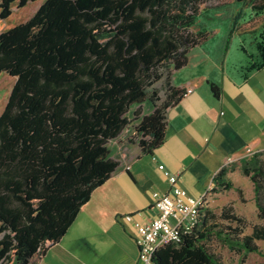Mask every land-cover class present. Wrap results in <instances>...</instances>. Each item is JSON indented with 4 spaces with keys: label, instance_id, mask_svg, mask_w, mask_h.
I'll use <instances>...</instances> for the list:
<instances>
[{
    "label": "trees",
    "instance_id": "1",
    "mask_svg": "<svg viewBox=\"0 0 264 264\" xmlns=\"http://www.w3.org/2000/svg\"><path fill=\"white\" fill-rule=\"evenodd\" d=\"M30 1L42 2L31 18L0 30V74L16 77L0 116V264H34L66 234L119 168L112 142L131 120L143 152L165 142L167 109L186 94L171 84L172 73L213 34L198 26L195 0H0V18ZM238 1L235 18L248 7L255 15L247 23L262 16L264 26V0ZM240 28L247 25L236 22L231 33ZM257 48L263 67L264 36ZM141 106L148 112L139 114ZM263 155L243 159L242 170L264 219ZM228 171L214 181L229 189ZM203 211L200 227L161 247L155 264H223L207 244L214 234L234 251L264 255L263 224L245 233L246 219L229 205L221 217L237 225L216 230V213Z\"/></svg>",
    "mask_w": 264,
    "mask_h": 264
},
{
    "label": "crops",
    "instance_id": "2",
    "mask_svg": "<svg viewBox=\"0 0 264 264\" xmlns=\"http://www.w3.org/2000/svg\"><path fill=\"white\" fill-rule=\"evenodd\" d=\"M258 40L247 47L228 44L227 33L216 34L192 48L187 65L171 76V84L186 94L167 109L165 142L145 153L138 137L114 140L119 168L34 264H140L135 230L122 216L157 213L154 191L171 190L166 170L180 175L179 184L197 197L216 184V174L231 157L238 161L264 151V66L259 67Z\"/></svg>",
    "mask_w": 264,
    "mask_h": 264
},
{
    "label": "rangeland",
    "instance_id": "3",
    "mask_svg": "<svg viewBox=\"0 0 264 264\" xmlns=\"http://www.w3.org/2000/svg\"><path fill=\"white\" fill-rule=\"evenodd\" d=\"M41 3V1H30L24 7H19L17 3L14 4L11 16L6 19L0 18V30H8L19 23L27 21L35 14ZM195 6L200 11L198 26L206 30H213L210 38L216 34L227 33L228 44H245L249 47L253 44L252 41L255 44L256 39L264 36L262 16H256L250 23H247L255 15L248 7L244 9V12L238 18H235L242 7L241 2L238 0H195ZM236 22L247 25V30L244 31L240 28L235 33H231L232 27ZM229 25L230 27L226 30L225 28ZM194 29L197 30L198 27ZM247 60L250 61L251 58L247 57ZM15 83L16 77L11 76L7 72L0 74V116L5 110ZM157 86L160 88L162 99L165 98L164 80L159 82ZM147 111L148 109L145 106L139 107V114ZM136 123L137 121L131 120L121 134L128 141L135 137L140 138L136 132ZM262 160L264 162V155ZM227 167L229 169L227 178L233 182L234 186L228 189L225 186L214 184L206 207L216 213V223L218 225L216 230H222L227 229L228 225H237L236 222L228 221L221 217L224 207L233 206L235 212L246 219L245 233L251 234L255 224L264 225V219L259 216V209L256 204L254 182L249 176L244 174L242 160L233 161ZM257 243L264 252V240H257ZM207 244L210 251L217 255L223 264H264V255L261 253L251 252L245 255L244 252L234 251L217 234L212 235L207 240Z\"/></svg>",
    "mask_w": 264,
    "mask_h": 264
},
{
    "label": "built area",
    "instance_id": "4",
    "mask_svg": "<svg viewBox=\"0 0 264 264\" xmlns=\"http://www.w3.org/2000/svg\"><path fill=\"white\" fill-rule=\"evenodd\" d=\"M255 153L258 152H252L251 155ZM236 160L231 157L227 164ZM160 168L165 169V165H160ZM165 173L169 176L171 190L154 191L153 206L157 213L147 216L144 210H140L122 216V220L131 223L135 230L140 249V264H155V254L161 247L182 241L200 227L201 219L205 215L203 210L213 189L211 186L196 197L179 184L180 175L171 174L167 170Z\"/></svg>",
    "mask_w": 264,
    "mask_h": 264
}]
</instances>
